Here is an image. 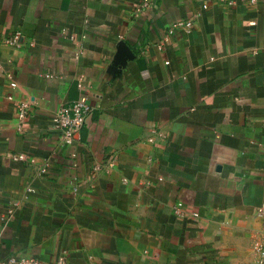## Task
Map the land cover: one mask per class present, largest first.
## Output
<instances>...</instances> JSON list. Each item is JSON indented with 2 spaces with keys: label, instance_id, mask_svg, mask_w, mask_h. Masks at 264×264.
<instances>
[{
  "label": "crops",
  "instance_id": "crops-1",
  "mask_svg": "<svg viewBox=\"0 0 264 264\" xmlns=\"http://www.w3.org/2000/svg\"><path fill=\"white\" fill-rule=\"evenodd\" d=\"M260 208L264 0H0V264H264Z\"/></svg>",
  "mask_w": 264,
  "mask_h": 264
},
{
  "label": "built area",
  "instance_id": "built-area-1",
  "mask_svg": "<svg viewBox=\"0 0 264 264\" xmlns=\"http://www.w3.org/2000/svg\"><path fill=\"white\" fill-rule=\"evenodd\" d=\"M147 2L142 3V7H147ZM191 22H176L173 24V27L187 26L189 27ZM4 42L11 46H20L25 40L22 34L15 33L11 36H8L4 39ZM32 44V42H31ZM163 42L158 44L157 47L161 48ZM18 108V117L20 120L24 119L27 113V105L24 101L19 100L17 102ZM92 109L88 104L86 97H81L80 99L70 103V104H61L57 107L51 116V124L53 128L58 130L61 134V143L63 145H70L75 140L79 131L84 127L87 122V118L90 116ZM174 212L177 215H183V203L177 202L173 206ZM263 212V208H260ZM66 256L64 253L60 254L55 261L51 262H40L37 260H29L25 264H65ZM3 264H14L13 260H10L7 263Z\"/></svg>",
  "mask_w": 264,
  "mask_h": 264
}]
</instances>
